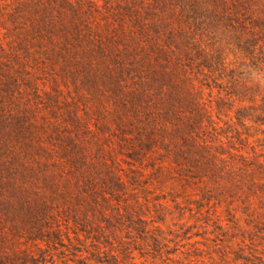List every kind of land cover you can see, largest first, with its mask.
Segmentation results:
<instances>
[{"label":"rangeland","instance_id":"rangeland-1","mask_svg":"<svg viewBox=\"0 0 264 264\" xmlns=\"http://www.w3.org/2000/svg\"><path fill=\"white\" fill-rule=\"evenodd\" d=\"M0 264H264V0H0Z\"/></svg>","mask_w":264,"mask_h":264}]
</instances>
